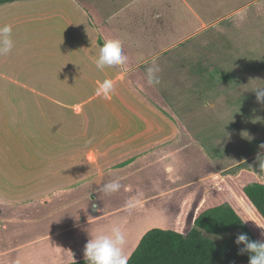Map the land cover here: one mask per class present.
I'll return each instance as SVG.
<instances>
[{
  "label": "crops",
  "instance_id": "0c3cea01",
  "mask_svg": "<svg viewBox=\"0 0 264 264\" xmlns=\"http://www.w3.org/2000/svg\"><path fill=\"white\" fill-rule=\"evenodd\" d=\"M77 1L81 5L68 0L0 4V26L12 25L14 40L11 53L0 55V204L25 206L0 225L3 264L74 261L75 252L83 253L96 235L98 222L112 216L108 204L129 188L171 182L169 167L158 162L172 155L180 154L172 167L180 179L130 203L125 235L143 236L144 220L172 215L183 200L185 217L194 220L225 202L237 207L235 189L247 198V183H264L258 170L234 164L215 168L208 148L200 147L202 157L183 158L194 152L192 144L198 152V135L183 132L180 119L166 115L138 84L149 62L163 53L127 51V72L118 66L98 69L100 47L116 39L118 10L112 0ZM105 79L114 85L107 98L96 95ZM198 169L205 173L194 175ZM111 181L120 183L119 190L103 191ZM27 231L29 237L21 239Z\"/></svg>",
  "mask_w": 264,
  "mask_h": 264
},
{
  "label": "rangeland",
  "instance_id": "374dc122",
  "mask_svg": "<svg viewBox=\"0 0 264 264\" xmlns=\"http://www.w3.org/2000/svg\"><path fill=\"white\" fill-rule=\"evenodd\" d=\"M74 1L76 3L68 0V3L81 5ZM112 2L119 16L116 39L121 41L124 53L142 52L143 56L163 53L146 67L159 68L155 81L149 84L145 75L142 83L138 84L159 102L166 115L177 121L180 119L183 132L191 131L198 135V152L193 148H197V144H192L190 150L194 152L183 153L182 157L196 154L202 157L200 147H203L214 155L215 168L234 164L264 172L259 167L264 163V147H261L264 145V101L257 97V93L264 94V0ZM92 25L96 27L95 23ZM179 156L172 155L158 162L165 168L169 167L168 180L171 182L160 180L149 190L129 188L125 197L108 204L113 209L112 216L98 222L96 235L110 233L113 226H119L121 231L130 227L133 210H126L132 207L130 203L138 200L144 191L156 193L180 179L176 169H172L181 161ZM239 160L242 164L238 163ZM159 171L162 173V168ZM202 173L205 171L198 169L193 174L198 176ZM229 182L232 183L231 180ZM236 186L237 189L241 187ZM228 189L236 192L235 197L239 200L237 207L231 205L258 238L264 240L261 234L264 229L258 226H264V219L255 206L242 197L241 190L235 189L234 192L231 186ZM186 203V200L178 203L177 210L165 218L144 220L140 233L145 234L156 227L186 233L194 225L193 216L185 217ZM24 207L0 204V225L8 222L3 219L6 215L22 212ZM162 209L159 211L164 216L166 211ZM204 234L217 240L225 237ZM141 236L125 235L124 251L128 257ZM28 237V231L20 236L21 239ZM82 254L75 252L73 260L83 259ZM5 260V257H0V264Z\"/></svg>",
  "mask_w": 264,
  "mask_h": 264
},
{
  "label": "trees",
  "instance_id": "16d2710c",
  "mask_svg": "<svg viewBox=\"0 0 264 264\" xmlns=\"http://www.w3.org/2000/svg\"><path fill=\"white\" fill-rule=\"evenodd\" d=\"M15 0H0V4ZM244 193L264 219V183L249 182ZM204 232L225 236L222 240ZM260 240L234 207L225 202L201 212L186 232L153 228L140 239L128 264H249V254H239L244 245L235 243L239 234ZM63 264H87L85 259Z\"/></svg>",
  "mask_w": 264,
  "mask_h": 264
},
{
  "label": "clouds",
  "instance_id": "9594fccd",
  "mask_svg": "<svg viewBox=\"0 0 264 264\" xmlns=\"http://www.w3.org/2000/svg\"><path fill=\"white\" fill-rule=\"evenodd\" d=\"M12 25L5 24L0 26V55L11 53L14 47L12 36ZM128 56L124 53L121 41L119 39H106L100 47L98 59L95 61L96 67L103 70L105 67L118 66L127 72ZM159 71L158 67L150 66L146 69L147 80L149 84L155 81V73ZM114 90L113 82L105 79L100 82L96 88V95L107 98ZM259 100L264 101V94L257 93ZM261 147H264L262 145ZM264 170V163L259 164ZM121 187L118 181H111L103 186L105 192H116ZM264 229V226L258 225ZM264 235V232L261 233ZM235 243L244 245L240 248L239 254H249V264H264V240H251L247 234H239ZM126 245L125 234L119 226H113L110 233H101L90 236V239L84 245L83 255L87 264H128L129 257L124 248Z\"/></svg>",
  "mask_w": 264,
  "mask_h": 264
}]
</instances>
